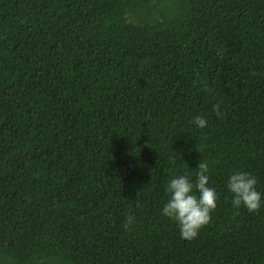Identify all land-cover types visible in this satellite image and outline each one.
Wrapping results in <instances>:
<instances>
[{"label": "trees", "instance_id": "16d2710c", "mask_svg": "<svg viewBox=\"0 0 264 264\" xmlns=\"http://www.w3.org/2000/svg\"><path fill=\"white\" fill-rule=\"evenodd\" d=\"M200 158L181 239L165 185ZM234 171L264 194V0H0V264H264Z\"/></svg>", "mask_w": 264, "mask_h": 264}, {"label": "clouds", "instance_id": "9594fccd", "mask_svg": "<svg viewBox=\"0 0 264 264\" xmlns=\"http://www.w3.org/2000/svg\"><path fill=\"white\" fill-rule=\"evenodd\" d=\"M191 123L196 128H204L207 121L202 116H195ZM194 178L189 174L173 175L165 185L166 201L162 204V216L174 221L181 239H194L199 230L210 220L211 212L216 208V190L208 184L209 167L201 158L195 167ZM257 178L247 171H234L226 181V189L231 194L234 209L243 206L249 212L257 211L264 199L256 187ZM134 220L128 215L126 226Z\"/></svg>", "mask_w": 264, "mask_h": 264}]
</instances>
